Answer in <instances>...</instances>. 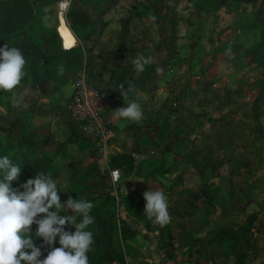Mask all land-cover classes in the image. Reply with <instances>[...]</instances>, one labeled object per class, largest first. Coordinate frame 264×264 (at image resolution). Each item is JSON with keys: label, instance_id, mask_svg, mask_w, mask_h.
<instances>
[{"label": "crops", "instance_id": "crops-1", "mask_svg": "<svg viewBox=\"0 0 264 264\" xmlns=\"http://www.w3.org/2000/svg\"><path fill=\"white\" fill-rule=\"evenodd\" d=\"M26 1L30 4V21L35 22L34 26L32 24L33 31L31 32L35 45L38 43L45 45V38L52 37L53 41L59 44L57 48L66 50L78 46L80 52L82 50L83 54L85 53V59L92 56L100 61L96 60L93 67L94 80L90 79L85 68L83 70L91 82L104 90L117 91L119 94L120 89L127 92L129 88H132L129 99L138 100L144 109L145 119L142 123L119 119L114 110L124 106L121 97V100L107 112L109 122L107 144L104 147L98 146L89 133L78 127V130H72L71 127L74 125L71 123L72 126H69L66 123L69 120L66 116L65 101L73 90V78L64 66L62 67L69 78L67 81L58 83L40 73L42 83L30 85L31 90L39 91V94H34L37 97L29 99L28 102L20 100L15 107L16 111H19L16 115L23 120L15 125L17 129L29 134L27 138L31 142L36 141L43 149L50 151L49 153L54 155L53 158L64 155L71 140L85 145L82 147H84L83 158L86 160L84 162L83 159L79 160L80 169H84L89 163L95 161L98 170L87 177L82 176L83 184L90 177L101 176L102 172H105L108 156L120 152L131 155L133 161L126 169L115 167L118 173L120 172V178L123 179L118 185L119 191L112 207L113 220L117 231L125 230L127 235L125 237L120 235L122 238V250L120 251L123 259L114 264H264V210H259L264 205V186L261 193L256 192V188L264 183V163H253V166H249L248 170L245 168L246 173H243L244 168H241L240 164L234 168L231 164L223 162L220 169L224 167V174H216L215 177L202 176L198 172L197 164L186 160L187 156L195 154L192 142L189 145L185 142L187 138L189 140L193 138L192 120L190 119L197 116L193 109L197 102L183 93L188 86L181 85L178 89L167 90L164 82L171 75L175 78L180 71L178 68L183 69L189 59L205 61L199 73H192L195 75L194 79L198 81L205 69L216 68L221 64L222 56L228 53L221 46L227 41L218 36L201 40L205 37H197L196 34L182 31V27L191 29L194 26L191 8H189L190 16L181 17L179 20L174 18L171 21L156 15L153 24L156 26L157 34L148 26L147 35L144 37L145 46L137 52L139 57L142 56L152 64L148 76L143 84H140L136 81L138 75L135 65L132 64L133 69L126 73L122 71L123 64H120L123 63L120 61V54L124 58L123 52H125L122 49V43L127 48L129 41V23L121 20L119 16L111 19L108 18L110 16L105 18L106 16L103 15H101V22L95 10L98 9L102 0H53L52 6L55 11L51 16L46 14L48 5L38 4L41 0ZM103 1L109 7L108 11H105L106 15H109L108 13L115 15L118 11L124 8L131 9L134 5L133 0ZM157 1L161 2V0ZM190 1L194 5L195 0ZM228 1L230 0H197L195 7L199 3L205 9L216 8L219 11L228 4ZM162 2L158 5V10L166 0ZM179 2L175 1V4ZM66 3L67 7H65ZM150 6L151 11L152 8L156 11L153 5ZM71 9L87 11L92 21L81 37H77L69 23L67 11ZM59 13L62 17H59ZM160 22L165 25L160 27ZM34 27L37 28L35 31ZM24 31L29 33L27 28ZM171 31L172 34H169ZM116 35L118 42L114 45ZM237 36L235 39L240 43L242 34ZM38 37L40 38L37 39ZM255 41L253 46L245 48L239 46L241 51L236 52V57L244 52L241 57L253 59L250 65L260 64L264 69V55L261 53L264 36ZM92 45L95 46L89 48ZM103 50H107L108 54L119 59L118 63L122 65V68L117 73L123 72L127 76L131 74L129 80H135L136 83L130 86L129 81H120L121 77L117 79L118 76L111 74V70L108 73L106 68L102 69L101 60L106 55ZM58 56V60H63V54L58 52ZM247 59L244 61L247 62ZM42 63L47 67L45 61L40 59L39 65ZM242 64L233 65L234 68L230 72L236 74L249 66H245L244 62ZM103 72L106 75H102ZM48 85L51 92L48 90L44 92L43 87ZM167 93L169 97H166ZM61 94L65 98L56 102L59 97H62ZM262 104V112L259 111L256 118L253 116L254 119L264 117V101ZM167 108L170 113L167 112ZM55 111L62 112L64 119L59 122L56 120L59 124L58 128L54 126L47 134H43V130L37 131V125L41 129L48 127L50 121L48 119H54L58 114V112L54 113ZM2 118L4 115L0 113V127L8 128L12 123L8 122L4 126L1 124L4 122ZM41 118H45L46 126L42 125L44 122ZM26 125L29 129L25 128ZM64 128L71 140L64 138L65 136L59 138L58 133H62ZM257 129L260 130V128ZM261 132L264 134V130ZM261 154H264V151ZM236 167L238 173L235 172ZM192 185L199 186L200 191L189 192L190 197L187 195L184 197L186 188H193ZM214 189H217L216 194L213 193ZM147 190L165 192L170 213L168 224L161 226L151 219L148 220V224H144L124 208L122 209L124 201L130 197L144 205L143 193ZM187 198L190 199L188 205H184L183 201ZM119 199L121 201L117 202ZM166 259H170V262L166 263Z\"/></svg>", "mask_w": 264, "mask_h": 264}, {"label": "rangeland", "instance_id": "rangeland-1", "mask_svg": "<svg viewBox=\"0 0 264 264\" xmlns=\"http://www.w3.org/2000/svg\"><path fill=\"white\" fill-rule=\"evenodd\" d=\"M175 1L180 2L176 5ZM196 1L197 0L194 1L193 5L190 0H166L164 5L162 4L159 6L160 9L158 10L157 7L160 3H163L162 0L161 2L157 0H133L134 5L131 9L124 8L115 13V15L111 13L106 15L105 11H108L109 7L102 0L101 4L98 5V9L95 10V13L98 14L100 21L102 20L101 15L104 17L106 16L105 18L110 16L108 18L111 19L119 16L121 20H125L126 23H129L128 32L130 35L127 48L124 47V43H122V49L125 51L123 52L124 58L120 54V61L123 62L120 64H123L124 72L127 68H132L131 65L139 58L137 52L145 46L144 37L147 35V27L149 26L155 31V34H157L155 29L156 26L153 24V20L156 18V15L171 21L174 18L179 20L181 17L188 18L190 16L189 8H191V16L193 18L194 26H192L191 29L182 27V31L188 34H196L197 37L204 36L205 38H201V40L206 39L207 37L212 38L213 36H218L219 38H223L227 41L221 46L226 52H228L226 55L222 56L221 64L218 67L215 66L216 68L208 67L207 70L205 69L201 78H198V81L194 79L195 75L192 73H199L202 65L205 64V61L203 62L201 60L196 61L189 59L188 64L184 66L183 69L178 68L180 71H178V75L175 76V78L171 75V77L164 82L167 90L172 88L178 89L181 85L188 86L186 91H183V93L189 95L193 101L197 102L193 108L197 113V116H193V118L190 119L192 120L191 125L193 127V138L192 140L187 138L188 140L185 142L186 145H189L190 142H192L195 154L187 156L186 160L197 164L198 172L204 177H215L216 174H224V167L220 169V165L223 162L228 165L231 164L234 168L237 164H240L241 168H244L243 173H246L245 168L248 170L249 166H253V163H264V154H261V152L264 151V134L261 132L264 130V117L261 119L253 118L257 112L259 114V111L261 113L263 110V104H260L261 106H259V102L264 101V69L257 63V65H250V62L253 59H247L246 57L247 62H245V57H241L244 52L236 57V52L241 51L239 46L244 48L247 46H253L254 43H256L255 40L264 36V0H230L228 1V6L225 5L224 8L222 7L219 11H217L216 8H213V10L208 8L205 9L199 3L195 7ZM4 2V0L0 2V14H5L7 11ZM150 5H153L156 11H153L154 8H152L153 10L151 11ZM54 11L55 8L51 5L47 8L46 14L51 16L54 14ZM167 23L171 24L169 22ZM31 24L35 25V22L33 21ZM251 24H254V26ZM164 25L165 23L160 22V27ZM36 29L34 27V31ZM29 30L30 29H28V31ZM161 32L162 34L164 33L163 30H161ZM26 34L29 35L28 32H26ZM169 34H172V31L171 33L169 32ZM238 34H242L240 43L235 39L238 37ZM13 37L19 38L18 34H15V36L13 34ZM114 37V40H116L114 45H116L118 42V36L116 35ZM57 45L59 44L52 41L48 45H45V50L42 43H38L36 45L32 44V46H28L26 44V46H28L26 49L30 48L32 50V61L37 60L39 63L38 59L44 61L47 57V52H51L48 51V49L56 50L58 47ZM33 46L38 47L35 49ZM94 46L95 45H92L89 48ZM221 47H219V49ZM84 48L87 49V47ZM106 51L107 50H103V53ZM262 51L263 52L261 53L264 55V45L262 46ZM140 52L141 51H139V53ZM111 55L112 54H108L102 57L101 62L105 67H101L102 69L106 68L108 73L111 70V74L115 76L118 74L117 70L122 68V65L118 63L119 59L117 57ZM66 57L69 56L64 55V60ZM96 60L98 59H95L92 56L89 58L86 57L85 59V53L83 54V51L81 50L79 62L78 60L74 62V64L67 62V67L69 69L70 66H73L74 71L70 73L72 76H75L77 72L84 70L85 68L87 73H89L90 79L94 80L93 67L95 66ZM98 62L100 61L98 60ZM243 62L245 66H249L244 68L243 71H239V73H231L234 66L243 65ZM39 72L48 77L47 69H45V65L43 63L39 65ZM104 74L105 73L103 72L102 75ZM119 74L125 76L123 78H126L127 76L124 73L119 72ZM46 83H49V81H46ZM44 85L45 84H43V86ZM170 85L173 86L170 87ZM36 87L37 86H35V88ZM43 88L44 92L47 90L51 92L49 85ZM34 94H39V91H37V89L36 91L31 90L30 86H25L23 83H20V85H18L17 88L11 92L0 90V113L4 115V118H2L4 122L2 121L3 123L1 124L4 126L7 125L8 122H10V120L18 114L19 111H16L15 108L18 101L20 102L21 100L28 102L29 99H35L37 96H34ZM60 96L62 97H59L56 102L65 98L62 94ZM167 96L168 93L166 97ZM179 98L182 99L183 97ZM168 109L169 108H167V112L170 113ZM56 112H58L55 116L56 119H48V121H50L48 122V127L46 129H41L39 125H37V131L43 130V134H47V132H49V130L54 126L58 128V122L64 119L62 112L55 111L54 113ZM38 113L40 112L38 111ZM41 121L44 122V124H42L43 126L47 125V123H45V118H41ZM1 128L3 132L5 129H3V126ZM25 128L29 129L28 125H26ZM257 128H260V130ZM71 129L78 130L76 125L71 127ZM9 131L10 129H7L6 133H10ZM34 131L37 133L36 130ZM61 132L62 133H58L60 139L64 136V138H68L66 128H64ZM195 134H198V136H195ZM68 139H70V137ZM82 146L85 145L79 144L76 140H71V143H69L65 149V154L62 156H55L53 158L52 170L54 171V175L52 178L57 182L62 202L66 201L69 196L76 199L83 198L82 194L84 191H81L80 193L79 190L82 189L78 186L83 184V169H80L81 162L79 160L83 159V162L86 160V158H83L84 147ZM106 163H108V159ZM110 168L112 167L107 166V170L102 172L101 176L95 175L90 177L89 180H85L87 181L86 183L91 186L89 191H86L85 194H98L99 199L95 202L92 200L95 205L101 200H106L107 197H112L113 204L115 203V199L118 194L117 192L119 191L118 185L122 182L123 178H120L119 172V179L116 181H110ZM235 172L238 173L237 167ZM213 179L212 181H215ZM117 181L118 183H116ZM263 186L264 183L258 186L256 188V192L261 193ZM192 187L193 188H186L184 197L186 195L190 197L189 192L195 190L196 192L200 191L199 186L194 187V185H192ZM76 193L80 197H78ZM213 193L216 194L217 189H214ZM87 200H89V198H87ZM188 200L190 199H184L183 202L185 203L183 204L188 205ZM120 201V199L117 200V202ZM194 202L196 203V201ZM123 208L124 206L122 209ZM259 210H264V205L263 208ZM65 214L70 215L71 210ZM79 219L80 218L77 217V222H79ZM114 229L115 232L112 236V243L110 246L105 245L102 242L101 235L92 232L95 238V244L93 245V250L88 253L89 264H114V262H119L123 259V254L120 251L122 250V236L120 237V235H123V232L119 230L117 231L116 227ZM69 230L75 231L74 228H69Z\"/></svg>", "mask_w": 264, "mask_h": 264}, {"label": "clouds", "instance_id": "clouds-1", "mask_svg": "<svg viewBox=\"0 0 264 264\" xmlns=\"http://www.w3.org/2000/svg\"><path fill=\"white\" fill-rule=\"evenodd\" d=\"M148 62L141 56L134 65L137 71H143ZM26 63L17 47L6 44L0 47V90L11 92L20 85L26 76ZM59 73L63 74L62 66ZM132 91V88L127 92L120 89L124 106L114 113L121 120L142 123L144 109L138 100L129 99ZM20 172L19 164L13 163L7 155L0 157L3 177L0 179V264H89L88 253L93 250L95 238L86 229L95 222L91 215L95 204L72 196L62 202L57 182L51 175L39 171L22 185L24 191H18L11 185ZM143 199L144 215L161 226L170 222L168 199L163 190H147ZM69 210L70 215L62 214ZM32 225L36 226L35 237L49 249L42 260L39 259L41 250L34 244ZM57 239L60 246L54 247Z\"/></svg>", "mask_w": 264, "mask_h": 264}, {"label": "trees", "instance_id": "trees-1", "mask_svg": "<svg viewBox=\"0 0 264 264\" xmlns=\"http://www.w3.org/2000/svg\"><path fill=\"white\" fill-rule=\"evenodd\" d=\"M3 0H0L2 2ZM5 2V7H6V13L5 14H0V47H2L4 44L8 45L9 47H17L20 49L22 52L25 60L27 63L25 64V72L26 76L21 80V83H23L25 86H30L34 84H40L42 83V77L39 72V63L38 61H32L31 59V52L32 50L26 49L28 46H32L34 44L33 42V37L31 36V32L33 31L32 21H30V4L26 0H4ZM39 1V0H38ZM53 0H41L39 1L40 4H46L48 6L52 5ZM31 2V1H30ZM59 17H62L61 13H59ZM67 17L69 20V23L71 25V28L77 35V37H81L86 31L87 27L91 24V20L89 18V15L87 11L84 10H74L71 9L67 11ZM254 23V22H253ZM254 26V24H251ZM34 26V25H33ZM32 27V29H31ZM27 28L29 30V35L25 33L24 29ZM19 32V33H18ZM23 32V33H21ZM13 34L19 36V38L13 37ZM21 34V36H20ZM38 37L37 39H39ZM53 39L52 37H46L45 38V45H48L50 42H52ZM26 44L28 46H26ZM44 45V46H45ZM35 49L36 46H33ZM38 47V46H37ZM46 50V48H45ZM63 54V60L59 61V56L58 52ZM54 50H49L51 51L50 53L47 52V57L45 58V64L47 67V75L50 77V79L55 80L58 83H62L64 81H67L68 75L65 72L68 70L69 73H72L74 71L73 66H70L69 69L67 67V62L70 64H74L78 60H80V49L78 46L71 47L69 49H57ZM36 51V50H35ZM106 55H108L107 52H105ZM33 54V53H32ZM64 55L69 56L66 57L64 60ZM40 61V59H38ZM59 63V64H58ZM61 66H64L65 69H63V74L59 73V68ZM152 68V64L147 63L144 65L143 71H137V79L136 81L139 82L140 84H143L145 78L148 76L150 70ZM130 69V70H129ZM132 68H127L126 73H129ZM137 70V69H136ZM118 71V70H117ZM123 71V70H122ZM124 72V71H123ZM120 72V73H123ZM124 73V74H126ZM134 73V71H133ZM127 75V74H126ZM118 76L117 79H120L122 82H127L129 81V85L131 86L134 82L136 83L135 80L131 78L130 76H126V78H123L125 76L120 75L119 73L116 74ZM74 75L72 76V78ZM262 102H259L262 104ZM24 111V110H23ZM258 112L255 114L254 117H256ZM23 120L20 116L16 115L14 116L13 119L10 120L12 123L9 125L8 128L5 129L2 132V128L0 127V157L7 155L15 164H19L21 166V172L19 175V178L16 181L12 182V187L14 189H17L18 191H24L22 185L29 179L33 178L36 173L39 172H44L46 174L51 175V177L54 175V171L52 170V161H53V154L49 153L50 151H47L43 149L41 146L37 144L36 141L31 142L27 137L26 132L20 131L17 129V126L19 123H21ZM67 125L72 126V122H66ZM16 127V129H15ZM10 129V133H6V130ZM79 134V133H78ZM133 159L130 154L126 152H120V153H115L110 156H108V167H118L122 169H126L131 163ZM98 170L97 164L95 161H92L89 163L84 169H83V178L87 177L91 174H93L95 171ZM107 170V168H105ZM2 174H0V179H2ZM78 185V184H76ZM80 186L82 190H79L83 192V198L89 200H94L97 201L98 194H91L87 193L85 194L86 191H89L90 187L89 184L84 183ZM77 194V193H76ZM78 195V194H77ZM78 197H80L78 195ZM123 206L125 210L130 214L135 217H137L141 222L144 224H148L149 218L144 215L143 209L144 205L140 204L138 201H136L133 198H128L124 201ZM113 201L112 197H107L105 200H101L98 202V204L95 205L93 208L91 215L95 217V222L91 225L88 226L86 230L98 233L102 237V242L105 245H111L112 243V236L115 232V222L113 220ZM65 214V213H62ZM32 237L34 240V244L40 248L41 250V256L39 259H44L47 255V252L49 249L46 246H42L43 242L40 238L35 237V225H32ZM69 230V229H68ZM123 235L122 237H125L127 235L125 230H122ZM54 247H59L58 239L57 243L53 245ZM30 251V250H29Z\"/></svg>", "mask_w": 264, "mask_h": 264}, {"label": "built area", "instance_id": "built-area-1", "mask_svg": "<svg viewBox=\"0 0 264 264\" xmlns=\"http://www.w3.org/2000/svg\"><path fill=\"white\" fill-rule=\"evenodd\" d=\"M73 90L65 101L66 116L73 125L90 134L96 144L104 147L109 135L108 110L121 100L117 91L104 90L91 82L83 70L73 77ZM112 181L118 179V170L109 169ZM166 263L170 259L165 260Z\"/></svg>", "mask_w": 264, "mask_h": 264}]
</instances>
